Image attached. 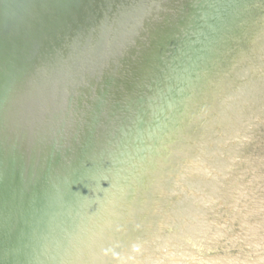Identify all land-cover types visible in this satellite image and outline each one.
Returning <instances> with one entry per match:
<instances>
[{
  "label": "water",
  "instance_id": "water-1",
  "mask_svg": "<svg viewBox=\"0 0 264 264\" xmlns=\"http://www.w3.org/2000/svg\"><path fill=\"white\" fill-rule=\"evenodd\" d=\"M262 43L264 0H0V264L264 255Z\"/></svg>",
  "mask_w": 264,
  "mask_h": 264
},
{
  "label": "bare ground",
  "instance_id": "bare-ground-1",
  "mask_svg": "<svg viewBox=\"0 0 264 264\" xmlns=\"http://www.w3.org/2000/svg\"><path fill=\"white\" fill-rule=\"evenodd\" d=\"M262 45H264V44L262 43ZM256 60L259 61L260 63H264V56L259 52V54H257L256 57H255V61ZM249 62H250V63H248L249 65L254 63L253 61L251 62V60H249ZM254 65H255V63H254ZM261 71H263V69H261ZM185 116H186V113H185ZM196 148H197V145H196V147L194 149L195 152L198 151ZM205 158H207V157L206 156L205 157H202V155L192 158L191 154H187V155L184 156V159H186V161H183V163L184 164H191L192 163L193 170H195L196 173H199L197 171H202V169H198L196 166L200 167L201 164H202L201 162H204L205 163ZM188 170L190 171V168L189 167H186L185 168V171H188ZM204 173H206V171ZM179 174L180 175H184V176L187 175L186 173H184L183 168L181 169V172ZM180 175H178V177ZM195 196H197V197L198 196L203 197V198H199V199H205L204 198L205 196L202 195V194H195ZM161 207H162V205H161ZM254 207H255V210L259 211V213L261 212L260 219H261V217H263V219H264V211L262 210V209H264V199L261 200V201H259V202H256L255 205H254ZM256 223L257 224L255 226L254 225H248V227L251 228V231L253 230L252 232H255L256 233L255 240L256 241H259L261 239H264V236L260 232V228H259L260 226L261 227H263V226L261 225L260 220H258V222H256ZM252 232L248 231L247 232L248 233L247 236H249V233L252 236ZM232 238H234V237H232ZM247 240L249 242H251V238L250 237L247 238ZM167 246L168 245H166L165 250H163V251H165L163 253V256H161L160 254L157 255L158 262L160 264H161V262H163V264H184V263H182V260H180V258H176L175 260H173V258H174L173 256L175 254L173 253L172 249L170 247L168 248ZM257 247L258 248L256 250H258L260 248L259 246H257ZM148 253L149 252H147V254ZM240 254H237V256L232 257V258H227V257L219 258V260H222V261H218L217 258H208V260L210 261L211 264H224V261L223 260H229L228 261L229 262L228 264H264V255H262V254L261 255L254 256L253 260H252V257L253 256L248 259L247 256H244V254H241V255ZM165 257H167V258L165 259ZM193 262H195V260Z\"/></svg>",
  "mask_w": 264,
  "mask_h": 264
},
{
  "label": "rangeland",
  "instance_id": "rangeland-1",
  "mask_svg": "<svg viewBox=\"0 0 264 264\" xmlns=\"http://www.w3.org/2000/svg\"><path fill=\"white\" fill-rule=\"evenodd\" d=\"M218 251L221 252V251H223V250L218 248ZM229 252H230L231 254H232V253H237V249L233 248L231 251L229 250Z\"/></svg>",
  "mask_w": 264,
  "mask_h": 264
}]
</instances>
